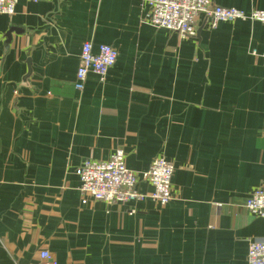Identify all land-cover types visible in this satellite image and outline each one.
Wrapping results in <instances>:
<instances>
[{"label":"crops","instance_id":"crops-1","mask_svg":"<svg viewBox=\"0 0 264 264\" xmlns=\"http://www.w3.org/2000/svg\"><path fill=\"white\" fill-rule=\"evenodd\" d=\"M213 2L264 11V0ZM148 10L19 0L0 15V264H43V251L58 264H248L264 241V218L244 206L264 185V61L251 54L264 53V24L211 28L201 15L182 39L144 22ZM86 42L118 60L78 92ZM119 149L143 194L153 160L173 163L167 206L83 203L77 169Z\"/></svg>","mask_w":264,"mask_h":264},{"label":"built area","instance_id":"built-area-1","mask_svg":"<svg viewBox=\"0 0 264 264\" xmlns=\"http://www.w3.org/2000/svg\"><path fill=\"white\" fill-rule=\"evenodd\" d=\"M38 3L40 0H28ZM19 0H0V15L13 16ZM149 10L143 21L156 28L168 30L182 39L197 37V21L205 15L211 28L223 22H260L264 24V11L253 10L250 14L236 8L216 5L213 0H148ZM253 56L264 61V53L251 50ZM118 60V52L110 45H100L94 52L91 42L82 46L80 64L76 74L75 89L85 90L88 75L93 73L104 80ZM175 167L165 157L155 158L143 179L152 187L150 194L138 190L140 178L125 164V152L117 150L108 161L92 159L82 162L76 174L80 180V192L88 200L108 205L144 202L147 199L165 207L173 200V176ZM245 209L252 215L264 218V185L252 191ZM43 264H58L48 251L40 254ZM248 264H264V241L249 246Z\"/></svg>","mask_w":264,"mask_h":264},{"label":"water","instance_id":"water-1","mask_svg":"<svg viewBox=\"0 0 264 264\" xmlns=\"http://www.w3.org/2000/svg\"><path fill=\"white\" fill-rule=\"evenodd\" d=\"M12 31L14 32V31H16V30L13 29ZM9 34H11V33L9 32ZM9 36H10V35H9ZM29 74L31 75V68H30V70H29Z\"/></svg>","mask_w":264,"mask_h":264}]
</instances>
